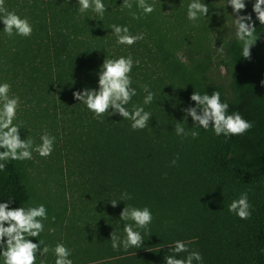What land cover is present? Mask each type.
<instances>
[{
	"label": "trees",
	"instance_id": "1",
	"mask_svg": "<svg viewBox=\"0 0 264 264\" xmlns=\"http://www.w3.org/2000/svg\"><path fill=\"white\" fill-rule=\"evenodd\" d=\"M148 2L155 11L136 20L123 0H104L102 18L79 12L77 0H5L33 28L28 38H9L0 21V82L11 85L9 95L24 107L13 123H22L21 138L30 137L34 147L45 131L56 139L47 158L33 151L31 160L8 163L0 172V202L44 204L49 219L38 239L50 249L65 244L73 264H164L176 240L199 251L203 264H264V25L252 11L255 0H245L241 12L252 15L260 35L250 59L242 57L227 0H205L209 13L195 23L186 16L190 0ZM112 24L144 39L117 44ZM129 54L138 61L131 72L137 95L127 107L143 103L144 85L155 94L144 105L152 118L141 131L119 115L93 118L73 97L98 87L105 57ZM194 90H218L252 129L230 139L211 127L198 129L197 139L177 136V123L192 130L182 109L194 106ZM125 191L132 199L119 201ZM242 192L252 205L247 220L228 211ZM111 200L119 201L116 207ZM125 205L150 207L153 221L140 230V248L117 251L110 236L125 235L123 226L131 222L120 219ZM36 264H55L53 252Z\"/></svg>",
	"mask_w": 264,
	"mask_h": 264
},
{
	"label": "clouds",
	"instance_id": "2",
	"mask_svg": "<svg viewBox=\"0 0 264 264\" xmlns=\"http://www.w3.org/2000/svg\"><path fill=\"white\" fill-rule=\"evenodd\" d=\"M78 11L85 13L92 10L101 18L107 11L104 0H77ZM227 5L232 7L235 25V36L242 46V57L251 58V48L256 44L260 35L256 33V27L251 14L241 15L246 9L245 0H227ZM123 8L129 10L133 19L139 20L155 11V6L148 0H136V8L133 11L132 0H123ZM252 11L261 25H264V0H255ZM209 13L208 4L205 0H190L187 6L186 16L189 21L195 23L202 16ZM0 21L4 27L3 32L9 37L20 36L28 38L32 35L33 28L28 17H21L17 12L10 11L5 6V0H0ZM112 33L116 36V42L120 45L132 46L144 39V34H132L127 26L112 24ZM218 51H223L220 47ZM133 57H105L98 72V87L87 88L73 92L75 100L86 106L87 110L93 114V118H100L106 113L119 115L123 120L130 121L132 131H141L149 126L152 114L145 110L144 105H149L154 100V93L149 90L148 85L143 86V91L147 93L142 104H133L131 110L127 107L132 98L137 95V91L132 87L133 80L131 72L135 64ZM264 83V82H262ZM11 85L8 82H0V172H3L11 161H25L33 158V151L40 157L47 158L54 151L55 136L47 131L40 136L41 143L35 145L30 137L22 139L20 131L21 124H14L17 110L20 106V98L9 95ZM190 101L194 106H188L182 111L184 118L190 116L193 122L192 130L186 131L181 123H177L174 131L177 136H191L193 139L199 138L198 129L207 131L210 127L217 137L243 136L253 127V122L246 119L239 111H231L226 101L221 100V93L213 90L210 94L193 91ZM109 115V116H110ZM176 164V160L172 161ZM132 199L131 195L125 191L121 194L119 201ZM117 200L110 203L116 207ZM11 200L0 202V259L3 264H36L38 256H46L52 251L55 256V264H73L71 250L63 243H57L54 248H49L41 239H38L44 231V221L49 219L48 210L44 204L35 206L10 207ZM228 211L235 214L241 220H247L252 215V205L249 202L247 192L240 193L228 205ZM120 219L126 222L123 226L124 237L121 238L115 231L111 233L110 240L112 248L119 251L123 248H140L143 243L142 230H149V225L153 221V214L148 206L142 208L125 205L120 212ZM54 222L55 217H52ZM6 238V239H5ZM32 238H36L38 243H34ZM170 255L164 256V264H203V256L197 250H190L188 245L182 240H176L169 246ZM186 254L181 256L180 254ZM179 257V258H177Z\"/></svg>",
	"mask_w": 264,
	"mask_h": 264
},
{
	"label": "rangeland",
	"instance_id": "3",
	"mask_svg": "<svg viewBox=\"0 0 264 264\" xmlns=\"http://www.w3.org/2000/svg\"><path fill=\"white\" fill-rule=\"evenodd\" d=\"M223 73H225V70L223 69ZM226 82H227V80H226ZM20 108H24L22 105H21V103H20V106H19V108H18V110H17V115H22L23 113H20ZM40 136H41V134H40Z\"/></svg>",
	"mask_w": 264,
	"mask_h": 264
}]
</instances>
